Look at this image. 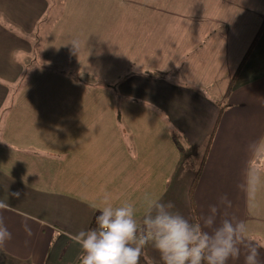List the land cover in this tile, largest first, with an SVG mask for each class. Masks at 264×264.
<instances>
[{"label":"crops","instance_id":"obj_1","mask_svg":"<svg viewBox=\"0 0 264 264\" xmlns=\"http://www.w3.org/2000/svg\"><path fill=\"white\" fill-rule=\"evenodd\" d=\"M263 22L264 0H0V200L10 205L0 217L12 234L0 264H80L74 237L105 196L132 203L141 223L145 197L192 219L202 163L199 220L216 205L217 224L243 221L241 254L228 264H245L252 246L264 264V31L235 78ZM111 30L121 47L131 38L123 70L98 72L80 47L64 48L78 39L89 49ZM55 48L62 55L46 56ZM64 57L82 74L57 76L59 94H9L25 66ZM133 65L118 91L93 78L115 83ZM145 253L140 264H161L151 243Z\"/></svg>","mask_w":264,"mask_h":264},{"label":"clouds","instance_id":"obj_2","mask_svg":"<svg viewBox=\"0 0 264 264\" xmlns=\"http://www.w3.org/2000/svg\"><path fill=\"white\" fill-rule=\"evenodd\" d=\"M19 197L20 193H11ZM221 198V202L226 201ZM147 213L138 222L132 203L113 206L107 196L96 216L97 227L80 231L74 241L82 248L80 264H140L146 245L160 254L163 264H228L241 254L243 221L224 218L217 221L218 208L211 205L202 220L189 219L175 205L145 197ZM9 203L0 200V209ZM27 230V229H26ZM0 217V245L11 239ZM264 247V245H262ZM245 264H259V250L249 247Z\"/></svg>","mask_w":264,"mask_h":264},{"label":"rangeland","instance_id":"obj_3","mask_svg":"<svg viewBox=\"0 0 264 264\" xmlns=\"http://www.w3.org/2000/svg\"><path fill=\"white\" fill-rule=\"evenodd\" d=\"M62 8V7H61ZM60 8V9H61ZM121 32L126 33V30L123 29L121 30ZM113 30L107 32L106 37L103 36L102 33H100L99 37H94L95 40V44L94 46L90 47L88 46L89 49H83L80 44H79V40L75 39L77 41H68L65 44V50L67 51H72L73 45L77 47H80V51H83V54H79L81 56V60H83V62H87L88 59H92L94 66L96 67V69L98 68V72L99 68H104L103 71L104 72H111V67L113 66V69H115V71L118 70H123V60L126 57H129L127 59L131 58V38L126 36L123 39L125 41H127V43L125 44V47H121L118 45V40H117V35L115 36V34H113ZM74 39V38H73ZM66 40V38H65ZM64 40V41H65ZM61 42V38H59V40H53V47H56L57 44ZM52 53L51 54H46V56H60L62 55V53H58V50L55 48L54 50H51ZM71 55L70 52H68L67 54H65V56H69ZM62 58V62H54V63H48L45 65V67H41L42 69H40L39 71L37 70V64L35 65V68H29L27 66H25V70L23 71V75L22 77H20V79L18 80L17 85L13 84L12 86H10V93L9 94H14L16 92V89H18V92L20 93L21 91L24 94H30L33 92L36 93H42V94H59L61 91V88H67V85L65 84H61L60 82H58L57 80H55V78H57V76H65L68 75L69 73L74 75V72H76V74H80L82 73L81 71V66L79 65L80 68H69L66 66V64H64V60L65 58ZM66 63V62H65ZM87 64V63H86ZM77 63H73L72 66L76 67ZM88 66V65H87ZM93 66V67H94ZM132 67V66H131ZM139 69V68H138ZM130 69L125 71L124 74H121L120 76H118L119 78H117L115 76V80L113 83V81L111 79H109L108 77H103L100 74L94 75L93 78L98 79L100 82L97 83L99 85H102L103 87H107V86H112V88L116 89L118 87H121V85L129 80V78H131V75H129ZM147 72L151 73V71L146 70ZM145 71V72H146ZM157 75V74H155ZM47 78H50L51 83L53 82V84H50V82L47 81ZM59 78V77H58ZM84 80V79H83ZM85 82L90 83V81H88L87 79L84 80ZM118 83V84H117ZM120 85V86H119ZM104 88V89H105ZM110 88V89H112ZM125 88V87H124ZM122 88V89H124ZM113 92H117L115 89H112ZM96 92H103L101 89L99 91ZM9 98V97H8ZM118 98V97H117ZM125 97L121 96L119 98L118 101H116V103H118L119 107L122 108L124 105V99ZM3 108L1 109L0 114L2 113ZM1 116V115H0ZM5 119L0 117V127H1V122H3ZM4 142H2L3 144ZM5 148L0 147V151H4ZM7 150V149H6ZM7 170H9V174L14 176V170H11V167L8 166ZM157 260H159L161 262V264H163V261L160 260L157 256L156 258ZM145 264H150L149 260L145 263Z\"/></svg>","mask_w":264,"mask_h":264},{"label":"trees","instance_id":"obj_4","mask_svg":"<svg viewBox=\"0 0 264 264\" xmlns=\"http://www.w3.org/2000/svg\"><path fill=\"white\" fill-rule=\"evenodd\" d=\"M263 31H264V22L262 23V26L260 27V29H259V31H258V33H257V36H256V38L254 39V41H253V43H252V45H251L249 51L247 52V54H246L245 57L243 58V60H242V62H241V64H240V66H239V68H238V70H237V72H236L235 78H236V76L239 74V72L242 70V68L244 67V65L246 64V62H247L249 56L251 55V53H252V51H253V49H254L256 43H257L258 40L260 39V37H261ZM134 67H136V66L133 65V66L131 67V69H130V71H129V73H128L129 75H131V70H132ZM144 73H145V74H148L149 76H150V75L152 76V75H155V74H156V73H154V72H152V71H151V73H149V72H147V71L144 72ZM81 74H82V73H81ZM81 76H88V75H87V74H83V75H81ZM233 83H234V78H233V80H232V83H231V85H230V88H229V90H228L226 96H228V95L230 94V91H231V89H232ZM117 84H118V83H117ZM117 91H118V88H117ZM221 114H222V110H221ZM203 165H204V163H202V166H201L199 172L197 173L195 179L193 180L192 185H191V188H190V192H189V199H190V205H191V215H192V219H196V220H199V215H198V210H197V205H196V200H195V189H196V187H197L198 180H199V178H200V176H201ZM97 215H98V214H97ZM97 215H96V216H97ZM96 216L93 218L89 230L92 229V228L97 227L96 222H95V221H96Z\"/></svg>","mask_w":264,"mask_h":264}]
</instances>
